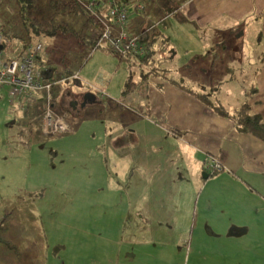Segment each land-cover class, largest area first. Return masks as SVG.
<instances>
[{
	"label": "rangeland",
	"instance_id": "rangeland-1",
	"mask_svg": "<svg viewBox=\"0 0 264 264\" xmlns=\"http://www.w3.org/2000/svg\"><path fill=\"white\" fill-rule=\"evenodd\" d=\"M34 1L33 9L22 12L16 0H0V28L6 34L3 52L9 58L20 57L23 44L33 39L27 36L25 17L36 19L45 29H61L54 35L44 33L55 67L51 96L56 109L70 103L73 112H59L69 123V132L44 134L36 115L31 117L32 126L27 124L31 129L21 132L25 104L10 105L4 96L7 88L0 90V238L10 244L0 242V264H126L127 258L115 254L118 250L136 255L127 264H213L214 260L204 258L209 238H217L204 234L203 230L210 234L209 228L141 218L139 196L143 194L146 202L143 215L151 205L157 215L167 190L188 196L192 187L183 186L175 175L186 168L183 164L177 172L178 159L185 161L182 146L168 131L178 123L182 128L189 126L190 103L173 94L179 87L174 80L201 83L202 91L234 111L238 93H250L259 65L251 58L255 52L242 56L236 48L261 50L262 20L251 15L224 34L207 28L196 36L188 32L191 24L181 26L183 19L159 18L160 28L154 30L161 36L152 40V30H148L147 40L152 42L143 60L131 52L121 54L108 40L93 49L85 40L97 39L100 33L81 10L57 11L47 0ZM183 2L151 0L140 14L142 10L130 0L128 23L129 16L132 20V15L143 16L149 9L155 17H167ZM150 19L147 28L156 24ZM165 22L169 27L163 34ZM64 29H75L76 34ZM214 38L223 42L199 50L204 40ZM140 43L144 56L147 44L145 40ZM72 74L79 77L64 80ZM68 93L75 100H68ZM87 93L93 97L85 100ZM16 141L19 146L3 145ZM25 142L32 146L24 147ZM198 143L214 146L204 137ZM155 180L161 190L152 191L150 197L143 187H156ZM259 231L260 235L264 225ZM168 240H175L176 246ZM253 264H264V259L255 255Z\"/></svg>",
	"mask_w": 264,
	"mask_h": 264
},
{
	"label": "crops",
	"instance_id": "crops-1",
	"mask_svg": "<svg viewBox=\"0 0 264 264\" xmlns=\"http://www.w3.org/2000/svg\"><path fill=\"white\" fill-rule=\"evenodd\" d=\"M122 1L126 4L130 2V0ZM183 1V4L177 7V10H174L175 12L168 13L167 17H165V14H158L155 17L150 9L143 16L132 15V20L131 16H129L128 30L130 34L137 36L143 34L144 37H149L148 30L150 29L152 30V35L153 33L155 34L153 32L154 29L160 28V24L157 22L159 18L167 20L183 19L184 22L180 23L181 26L191 24L193 27L188 32L196 36H201L207 28L214 31L215 34H224L223 31L229 26L232 25V29L234 30L235 27H239L237 25L239 21L251 15L257 20H262V34L260 35V40H262L261 50L257 51L256 48L248 46H243L242 49L236 48V51L242 56L245 52L248 55L255 52V55H252L251 58L259 62V65L254 71L252 78L254 85L250 93L241 90L238 93L237 103L233 107L234 111L229 112L235 113L245 101H248L253 112L260 114L264 120V0ZM134 3V8L137 5L144 6L142 11H138L142 14L146 11L151 0H134ZM179 12H182V14L179 15ZM150 16H152L156 24L153 23L152 25L150 23L149 26H152L147 28L145 26L151 20ZM168 27L165 22L161 33L164 34V30ZM239 35L238 39L242 40L245 34ZM199 41H201L200 38ZM218 41H221V39L204 40L199 50L208 49L209 44L214 42L219 44ZM23 48L24 44L18 54L22 52ZM46 49L49 51L48 48ZM47 51L39 62V67L45 71L47 78H51L54 75L55 67L51 64L50 53L48 54ZM174 81L175 83L178 82ZM181 81H183V85L191 89L204 92L201 89V83L195 84L196 81L183 80V78ZM1 88H7V94L4 96L6 99L8 98L7 101H9L10 105L19 104V102L13 100L11 97L12 88L10 86L4 85L0 86V90ZM175 89L177 90L173 91V94L177 98L189 101L190 103L187 108L188 113L186 114L189 116L187 124L189 126L182 128L178 123L175 124L176 127L173 128V131H168V134L181 144V154L185 160L181 163L182 158H179L177 162V158L173 156L177 162L176 164L180 163L177 172H180L183 164L186 167L183 172L175 175L182 181L181 184L183 186L192 188L190 189V193H187L188 196L185 193H178L175 189L171 193L170 190H167L168 195L162 196L160 205L156 208L157 215H155L154 206L152 205L150 212L143 215L142 208L145 207L146 202H143L144 196L140 194L139 197H141L142 201H138L142 207L139 211L140 217H149L152 222L157 217L162 224L168 221L174 223H193L202 229L204 227L209 228L211 230L210 234L203 230L204 234L208 236L213 235L217 238H209L210 246L204 258L214 260L213 264H253L255 255L264 259V231L259 235V229L264 225V141L249 133L238 130L231 117L217 114L195 94L182 89L180 86H176ZM68 96V100H75L74 94L68 93ZM44 105V92H38L34 98L26 103L23 110L24 118L22 120V125L24 126L21 128V132H24L25 128L31 129L27 124L30 122L32 126V116H39L40 126L42 125L41 117ZM55 105L56 101H53V110L56 114H61L59 113L61 110L63 113L67 111L73 112V107L70 103H64L63 107L59 106L57 109ZM224 107L229 108L227 104ZM201 137L210 139L214 146H200L198 141ZM228 140L230 143L226 144L225 141ZM25 143L27 145H24V147L32 146L29 142ZM3 145L10 148L19 146L20 144L16 141V143L5 142ZM211 155H219L221 157L225 170L211 173L208 178H204L202 173L203 171L205 172V164ZM141 163L147 164L143 160H141ZM155 184L156 187H143L146 188L150 197L152 191L156 193L158 190H161V188L157 187L156 180ZM243 235H248V238H240ZM156 239L159 240V238ZM99 240H96L95 243H98ZM109 240L111 241L112 238H108V244H111ZM151 242L155 243V239L151 240ZM168 243L172 244L171 246H176L175 240H168ZM102 247L104 251L101 255L106 259L105 246ZM178 251L181 252V250ZM260 252H263V254L260 255ZM115 254L120 259L127 258L126 264L131 258H136L135 254L129 253L125 255L120 250L116 251Z\"/></svg>",
	"mask_w": 264,
	"mask_h": 264
},
{
	"label": "built area",
	"instance_id": "built-area-1",
	"mask_svg": "<svg viewBox=\"0 0 264 264\" xmlns=\"http://www.w3.org/2000/svg\"><path fill=\"white\" fill-rule=\"evenodd\" d=\"M91 0L90 3H94ZM110 15L119 25V30L114 33L109 26H106L103 33V39L108 40L112 47H115L121 54H126L131 50L143 55L145 47L140 43L141 38L129 37L125 24L127 21V12L115 6L110 11ZM5 32L0 28V45L4 44ZM46 40L35 35L32 40L24 44L20 57L9 58L0 50V86L8 85L12 88L11 97L19 104L29 102L38 92L45 93V105L43 112V131L46 134L65 132L70 129L63 116L57 115L53 110L51 99V89L55 79L51 80L45 76L43 70L37 66L45 54ZM71 77L78 78V74L66 75L64 80ZM206 170L214 173L223 170V162L217 156H209L205 164Z\"/></svg>",
	"mask_w": 264,
	"mask_h": 264
},
{
	"label": "trees",
	"instance_id": "trees-1",
	"mask_svg": "<svg viewBox=\"0 0 264 264\" xmlns=\"http://www.w3.org/2000/svg\"><path fill=\"white\" fill-rule=\"evenodd\" d=\"M16 1L21 6L22 12L23 11H30L31 9H33L36 6V3L34 0H16ZM47 2L53 10L59 11V10L68 8L71 12L81 10L82 12L88 14V18H87L88 23H91V25H94L100 33L97 39H93L92 37L89 36L85 40L86 43L91 44L93 49L100 46V43H101L100 41L105 40V39H103V33H104V29L106 26H109L111 28V30H113V32L115 30L114 33H116L119 30L120 26L115 23L116 20L110 15L111 9H113L115 6H120V8L124 9L127 12V21L125 24V30H126L128 36L132 37V38L133 37L141 38V40L142 39L145 40V42L147 44V49H148L147 54H145L143 56V55H139L138 53L131 50L130 52L132 54L138 55L141 59L145 60L148 57V55L150 54V52H149L150 41L152 42V40H155L157 38V36L158 37L161 36V34H158V32L154 30L153 32H155V34L153 33L152 40L148 41L147 40L148 37H144L143 34H140L139 36L130 34V32L128 30V12L130 11V9H129V5L124 3L122 0H95L94 3H90L91 0H47ZM136 9L143 10L144 6L143 5H137ZM24 23H25V27H26L27 36L28 37L30 36L33 38L35 35H40L46 40L44 33L47 35L48 34L54 35V34H58L61 30L59 28H55V30L45 29L37 22L36 19H34V21H31V19L27 18V17H25ZM64 30L69 31L70 34H76L75 29H64ZM5 36H6V34H5ZM144 38H147V39H144ZM28 42L29 41H27L26 43H28ZM110 49H112V48H110ZM46 51H47V49L45 50V54H46ZM85 56L88 58L87 53ZM37 66H39V63H37ZM43 73L45 74V71H43ZM49 79L54 80L53 75ZM176 83L182 89H185V90L195 94L203 103H205L206 105L211 107L217 114L224 116V117H231L234 120L235 126L237 127L238 130H240L242 132L249 133V134L259 138L260 140L264 141V120H263V117L260 114L253 112L251 105L248 101H245L239 107V109H237V111L235 113H230L229 110L224 107V105L220 102L219 99H217V98L212 99L207 92H200V91H197L195 89H191V88L183 85V83L180 81H178ZM51 91H52V89H51ZM51 99H52V96H51ZM52 104H53V101H52ZM43 112H44V108H43ZM41 128H42V126H41ZM69 131H70V129L68 131H65V132H69ZM59 133H64V132H57L54 134H47V135H55V134H59ZM211 156H213V155H211ZM205 172H207V174H209V175L211 174V172H209L207 170H205ZM203 173H204V171H203ZM2 229H3V223L0 222V231ZM0 242H6V241L4 239L0 238ZM6 243L8 244V246H10L8 241Z\"/></svg>",
	"mask_w": 264,
	"mask_h": 264
},
{
	"label": "water",
	"instance_id": "water-1",
	"mask_svg": "<svg viewBox=\"0 0 264 264\" xmlns=\"http://www.w3.org/2000/svg\"><path fill=\"white\" fill-rule=\"evenodd\" d=\"M1 49H3V45H0V50ZM93 97V95L91 94V93H87L86 95H85V100H87V99H90V98H92ZM203 177L204 178H208L209 177V174H207V172H204L203 173Z\"/></svg>",
	"mask_w": 264,
	"mask_h": 264
},
{
	"label": "flooded vegetation",
	"instance_id": "flooded-vegetation-1",
	"mask_svg": "<svg viewBox=\"0 0 264 264\" xmlns=\"http://www.w3.org/2000/svg\"><path fill=\"white\" fill-rule=\"evenodd\" d=\"M57 115H60V116H63L62 114H57ZM64 117V116H63ZM41 119H42V132L44 133V131H43V115H42V117H41ZM66 120V119H65ZM66 122H67V120H66ZM68 123V122H67ZM68 125H69V123H68ZM69 127H70V125H69ZM44 134H46V133H44ZM47 135V134H46Z\"/></svg>",
	"mask_w": 264,
	"mask_h": 264
}]
</instances>
